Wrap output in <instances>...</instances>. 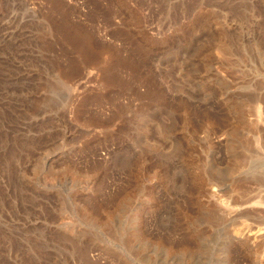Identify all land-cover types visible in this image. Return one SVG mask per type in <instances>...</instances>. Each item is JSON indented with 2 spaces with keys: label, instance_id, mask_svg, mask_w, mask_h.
<instances>
[{
  "label": "rangeland",
  "instance_id": "obj_1",
  "mask_svg": "<svg viewBox=\"0 0 264 264\" xmlns=\"http://www.w3.org/2000/svg\"><path fill=\"white\" fill-rule=\"evenodd\" d=\"M0 264H264V0H0Z\"/></svg>",
  "mask_w": 264,
  "mask_h": 264
},
{
  "label": "bare ground",
  "instance_id": "obj_2",
  "mask_svg": "<svg viewBox=\"0 0 264 264\" xmlns=\"http://www.w3.org/2000/svg\"><path fill=\"white\" fill-rule=\"evenodd\" d=\"M71 29V28H70ZM86 32V31H85ZM65 33V32H64ZM68 33V32H67ZM74 34H75V32H73ZM86 37V38H85ZM88 36L86 35V36H84L83 37V40H84V38H85V40L86 39H88L89 41L90 40H92L91 38H87ZM89 37H91V36H89ZM77 39V38H76ZM80 40H82V39H80ZM80 40L79 41H77V45L79 46V48L81 49V51L82 50H84V52L85 53H87L86 55H87V58L88 59H90V61H93L94 59H95V56L93 55V53L91 52L92 50H91V48L89 47V50L88 49H86L87 47H86V45L85 44H83V41H81L80 42ZM72 41V40H71ZM86 43H89V42H86ZM91 43V42H90ZM91 46V45H90ZM80 52V51H79ZM83 53V52H82Z\"/></svg>",
  "mask_w": 264,
  "mask_h": 264
}]
</instances>
